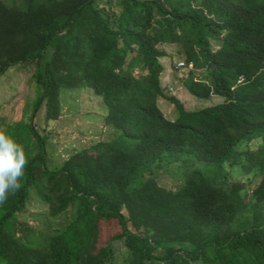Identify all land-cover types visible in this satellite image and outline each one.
Here are the masks:
<instances>
[{
	"label": "trees",
	"instance_id": "1",
	"mask_svg": "<svg viewBox=\"0 0 264 264\" xmlns=\"http://www.w3.org/2000/svg\"><path fill=\"white\" fill-rule=\"evenodd\" d=\"M172 42L193 64L188 93L222 100L189 110L165 93ZM17 64H34L39 91L29 119L1 130L28 163L0 203V264H115V241L128 250L121 264H264V0H0V76ZM83 83L115 135L50 168L33 121L43 107L57 120L62 88ZM172 163L185 175L175 189L157 177ZM227 163L260 183L229 181ZM34 189L52 216L73 207L72 221L49 234L23 225ZM106 222L119 229L102 240Z\"/></svg>",
	"mask_w": 264,
	"mask_h": 264
},
{
	"label": "rangeland",
	"instance_id": "2",
	"mask_svg": "<svg viewBox=\"0 0 264 264\" xmlns=\"http://www.w3.org/2000/svg\"><path fill=\"white\" fill-rule=\"evenodd\" d=\"M10 5H21L22 0H5ZM212 45L218 48L220 42L212 38ZM168 56L162 58L166 65V71L162 77L166 80L162 83L167 95L176 96L184 106L189 109H197L214 104L222 98L213 96L211 99H199L188 93L184 87V79L191 68L176 69L178 61L186 60L183 45L172 42L163 45ZM34 64H17L10 67L0 76V131L5 125L29 116L38 96V86L33 78ZM202 71V70H200ZM199 71V72H200ZM175 87V92L169 90V86ZM62 111L57 120H47L43 107L33 121L40 133L47 138V164L50 168L58 167L64 160L75 152L91 146L100 140H108L115 135L112 127L104 122L108 107L102 97L94 92L88 84L76 87H63L61 90ZM159 104L165 115L174 119L177 116L175 105L167 98L161 97ZM260 141L256 140L249 146L255 148ZM180 163H172L168 170L162 169L157 177L159 182L169 188L175 189L184 183V174L181 172ZM229 181H241L252 191L261 180L256 172L247 173L242 166L225 164ZM18 220L25 226L33 228L36 233H56L72 221L74 208L57 217L49 213V206L38 196L34 189L23 211L17 213ZM119 229L116 222H106L101 229L102 240L110 237ZM115 264H121L128 255L124 241H115Z\"/></svg>",
	"mask_w": 264,
	"mask_h": 264
},
{
	"label": "clouds",
	"instance_id": "3",
	"mask_svg": "<svg viewBox=\"0 0 264 264\" xmlns=\"http://www.w3.org/2000/svg\"><path fill=\"white\" fill-rule=\"evenodd\" d=\"M28 158L16 139L0 131V203L21 188Z\"/></svg>",
	"mask_w": 264,
	"mask_h": 264
},
{
	"label": "built area",
	"instance_id": "4",
	"mask_svg": "<svg viewBox=\"0 0 264 264\" xmlns=\"http://www.w3.org/2000/svg\"><path fill=\"white\" fill-rule=\"evenodd\" d=\"M187 67L191 68L190 70H192L193 69V64L192 63L188 64L186 61H183V60L178 61L177 64H176V69H179V70H183V69H185ZM169 90L171 92H175V87L173 85L169 86Z\"/></svg>",
	"mask_w": 264,
	"mask_h": 264
},
{
	"label": "crops",
	"instance_id": "5",
	"mask_svg": "<svg viewBox=\"0 0 264 264\" xmlns=\"http://www.w3.org/2000/svg\"><path fill=\"white\" fill-rule=\"evenodd\" d=\"M167 69H166V65H165V70L163 71V73L166 71ZM162 73V74H163ZM166 79L165 78H163L162 76H161V82L163 83L164 81H165ZM108 126V125H107Z\"/></svg>",
	"mask_w": 264,
	"mask_h": 264
}]
</instances>
